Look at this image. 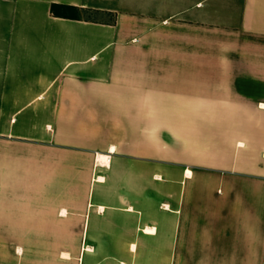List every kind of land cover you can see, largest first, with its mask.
<instances>
[{"label":"crops","instance_id":"crops-1","mask_svg":"<svg viewBox=\"0 0 264 264\" xmlns=\"http://www.w3.org/2000/svg\"><path fill=\"white\" fill-rule=\"evenodd\" d=\"M0 264H264V0H0Z\"/></svg>","mask_w":264,"mask_h":264},{"label":"trees","instance_id":"trees-1","mask_svg":"<svg viewBox=\"0 0 264 264\" xmlns=\"http://www.w3.org/2000/svg\"><path fill=\"white\" fill-rule=\"evenodd\" d=\"M52 15L55 17H61L66 19H74L80 20L82 19L83 15L94 16L95 12L83 10L80 8L72 7V6H65V5H52ZM112 20L111 23H115L116 18L115 15L111 14Z\"/></svg>","mask_w":264,"mask_h":264},{"label":"bare ground","instance_id":"bare-ground-1","mask_svg":"<svg viewBox=\"0 0 264 264\" xmlns=\"http://www.w3.org/2000/svg\"><path fill=\"white\" fill-rule=\"evenodd\" d=\"M101 159H102L104 162H106V163L108 162V158H107V157H102ZM18 251H19V250H18ZM66 256H67V255H66ZM64 257H65V256H64Z\"/></svg>","mask_w":264,"mask_h":264}]
</instances>
